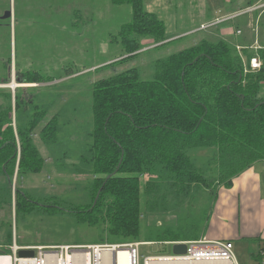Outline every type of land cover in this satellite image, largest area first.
<instances>
[{
    "label": "trees",
    "instance_id": "obj_1",
    "mask_svg": "<svg viewBox=\"0 0 264 264\" xmlns=\"http://www.w3.org/2000/svg\"><path fill=\"white\" fill-rule=\"evenodd\" d=\"M113 3L133 9L132 21L118 34L128 56L145 49L144 40L168 41L164 22L146 11L143 0ZM254 57L261 62L259 70L250 66ZM153 71L150 80L134 69L93 86L92 120L80 131L77 163L68 166L62 165L74 156L67 147L73 142L68 107L47 119L65 85L36 95L18 89L15 100L11 90L0 89V178L5 181L0 208L12 203L16 176L45 170L38 137L54 154L66 148L54 163L87 180L75 189L78 204L73 195L35 196L17 188V223L19 217L62 218L69 227L98 229L110 242L136 241L145 216L174 213L177 225L149 231L145 242L198 240L209 216L198 213L197 201L206 193L216 201L217 189H231L237 177L264 161V48L239 51L225 39L203 40L157 61ZM19 79L25 85L55 80ZM204 152L209 157L200 165L197 155ZM0 252L9 254L10 247Z\"/></svg>",
    "mask_w": 264,
    "mask_h": 264
},
{
    "label": "rangeland",
    "instance_id": "obj_2",
    "mask_svg": "<svg viewBox=\"0 0 264 264\" xmlns=\"http://www.w3.org/2000/svg\"><path fill=\"white\" fill-rule=\"evenodd\" d=\"M143 1L146 11L155 13L164 22L168 41L155 45L153 40H144L142 44L146 48L138 55L132 54L131 58L118 40L121 28L132 21L133 9L130 4H114L113 0H0V89L13 93L12 89L2 86L10 85L21 76L40 81L55 79L53 82L26 83V86L19 85L16 89L24 90L27 94L36 95L45 88L43 91L48 90L49 86L65 85L63 98L54 105L47 117L51 119L61 108L68 107L72 118L69 134L73 142L67 147L74 156L68 157L65 164L62 162L64 166L77 163L84 137L80 131L88 127L92 120V88L98 81L134 69L140 71L144 80H150L157 61L190 49L203 40L225 39L232 44H250L249 41L253 43L258 40L264 48V11L225 21L237 16L256 0ZM7 11L13 12L12 19L2 20ZM201 25L207 27L206 30L191 33V30L201 28ZM237 31L241 34L238 35ZM128 57L131 59L120 62ZM70 74L73 76H68ZM261 97H264V85ZM51 99L47 98V101ZM64 139L66 143L69 141V137ZM37 144L46 159L45 170L40 174L14 178L11 185L12 203L6 202L0 208V251L9 249L15 240L21 246L76 245V242L82 245L147 243L149 231L175 227L180 220L174 213L145 216L140 239L119 242H110L107 234L103 235L95 228L69 227L62 218L25 217L23 220L19 217L17 223V188L31 190L35 196L73 195L72 202L78 204L81 200L74 194L77 193L75 189L78 186L82 189L87 180L85 176L71 175L63 166L60 169L54 163V159L60 158L58 156L66 148L62 147L54 154L38 137ZM207 157L208 153H200L197 161L202 165ZM254 170L261 174L264 196V164L257 163ZM2 185H5L4 178H0V187ZM214 199L211 193L202 196L196 205L198 213H207L209 216L215 204ZM249 212L252 215L243 212L242 216L237 215V221H230L229 218L224 222L226 225L222 223L223 237L219 240L232 239L235 229L240 231L242 227L254 224L255 211ZM233 245L231 264H259L258 254L264 248V240L238 241L234 238ZM172 254L170 246L142 245L139 264H144L145 258L150 256Z\"/></svg>",
    "mask_w": 264,
    "mask_h": 264
},
{
    "label": "built area",
    "instance_id": "obj_3",
    "mask_svg": "<svg viewBox=\"0 0 264 264\" xmlns=\"http://www.w3.org/2000/svg\"><path fill=\"white\" fill-rule=\"evenodd\" d=\"M264 11V0H259L225 21L240 17L246 14ZM207 27L201 26V30ZM210 28V27H209ZM240 34V32H239ZM250 66L253 70L261 69V62L258 57L251 59ZM166 245L173 248L174 245H186L185 255H158L145 258L144 264L158 262H177L201 264L206 262L229 261L233 258V244L226 241H207L204 239L187 242H151L134 243L126 245H41L21 246L15 242L10 246L9 254H0L1 259H10V264H119L116 262L117 253L121 250L127 251L129 264H139L140 248L142 245ZM21 251H33L34 257H20ZM108 253L109 257H105ZM89 261V262H88ZM259 264H264V248L258 254Z\"/></svg>",
    "mask_w": 264,
    "mask_h": 264
},
{
    "label": "crops",
    "instance_id": "obj_4",
    "mask_svg": "<svg viewBox=\"0 0 264 264\" xmlns=\"http://www.w3.org/2000/svg\"><path fill=\"white\" fill-rule=\"evenodd\" d=\"M147 12L151 14H155L150 11ZM202 25H206V24H202ZM200 29L201 28L193 29L191 30V33L195 31H200ZM238 31L237 34L240 35L242 32L240 31L241 33L239 34ZM176 38H170V39H176ZM249 43L250 44L236 43L234 45L237 46L239 51H243L245 49H251L257 51L262 48V45L258 40H255L253 43L249 41ZM262 163L264 164V161ZM256 164L252 168L247 170L245 173L237 177L234 180L233 187L231 189H226L224 187L219 188L216 196V201H214L215 204L212 205L213 208L210 211L209 218L206 223L205 231L198 240H201L203 239V237H205L204 240L207 239V241H226L232 244L234 238L238 241L246 240V239L264 240V209H263L264 196H263L261 174H258V172L254 170ZM249 211H255L253 215V218L255 220L254 224L244 226L241 228L240 231H236L235 229L234 230L235 232L233 231V234L231 235L232 239L219 240L223 237L221 234L222 223L228 221L229 218H231L230 221H232L233 219L237 221L236 218L237 215L242 216L243 212L252 215ZM175 222L177 223V220ZM171 251L173 252L172 247H171ZM166 256H170V255H166ZM154 264H190V263L158 262ZM201 264H231V262L220 261V262H206Z\"/></svg>",
    "mask_w": 264,
    "mask_h": 264
},
{
    "label": "water",
    "instance_id": "obj_5",
    "mask_svg": "<svg viewBox=\"0 0 264 264\" xmlns=\"http://www.w3.org/2000/svg\"><path fill=\"white\" fill-rule=\"evenodd\" d=\"M13 17V12L12 11H7L5 15L1 18L2 20H7V19H12ZM19 85L26 86L23 84V82L20 79L14 80L10 85H4L2 87L10 88L13 90V95H14V100H15V92L16 89L19 87ZM118 171V170H117ZM112 175L107 178V180L111 179ZM101 193V192H100ZM99 193V194H100ZM98 199V198H97ZM173 254L174 255H185L187 252V247L186 245H174L173 246ZM1 254V252H0ZM114 256H116V253H113ZM20 257H34L35 253L33 251H21L19 253Z\"/></svg>",
    "mask_w": 264,
    "mask_h": 264
},
{
    "label": "bare ground",
    "instance_id": "obj_6",
    "mask_svg": "<svg viewBox=\"0 0 264 264\" xmlns=\"http://www.w3.org/2000/svg\"><path fill=\"white\" fill-rule=\"evenodd\" d=\"M105 257H109L108 253L105 254ZM117 261H118L119 264H129L128 252L121 250V251L118 252V254L116 253V262ZM0 264H10V259H7V258L6 259H1L0 260Z\"/></svg>",
    "mask_w": 264,
    "mask_h": 264
}]
</instances>
